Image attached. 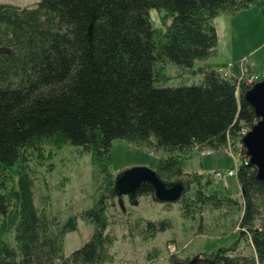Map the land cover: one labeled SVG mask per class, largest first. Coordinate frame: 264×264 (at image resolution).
<instances>
[{"label": "trees", "instance_id": "16d2710c", "mask_svg": "<svg viewBox=\"0 0 264 264\" xmlns=\"http://www.w3.org/2000/svg\"><path fill=\"white\" fill-rule=\"evenodd\" d=\"M254 5L264 15V0H39L25 7L0 2V237L10 232L14 241H0V264L111 262L115 239L100 229L65 255L69 223L37 208L33 176L43 144L55 140L93 156L97 174L115 185L110 152L117 139L160 153L150 167L165 183L189 177L179 201L184 217H200L198 233L206 231L208 210L221 215L224 207L225 214L237 212L234 224L245 228L239 233L250 255L223 247L194 258L171 255L169 264H264V181L245 164L243 146L236 151L245 165L213 175L187 174L181 157L193 149L217 152L241 144L258 121L244 97L254 83L195 66L216 53L213 18ZM150 9L164 11L163 28L151 25ZM169 64L200 82L167 86ZM246 72L253 76L250 68ZM233 168L240 200L220 196L216 187L227 177L216 173ZM136 196L157 201L148 183ZM90 212L87 218L95 216L99 226L105 213ZM145 227L162 231L168 223L148 220Z\"/></svg>", "mask_w": 264, "mask_h": 264}, {"label": "rangeland", "instance_id": "374dc122", "mask_svg": "<svg viewBox=\"0 0 264 264\" xmlns=\"http://www.w3.org/2000/svg\"><path fill=\"white\" fill-rule=\"evenodd\" d=\"M38 1L0 0L2 3L24 7L32 6ZM163 13L164 11L157 9L149 10L151 25L154 28H163ZM212 23L218 35L217 52L204 63L220 65L222 68L219 71L226 74L242 71L239 78L243 77L248 82L261 81L264 78L262 10L254 5L233 16L220 12L213 18ZM249 65L253 71V79L246 72ZM195 66L197 68L200 63ZM167 74L171 76L167 86L200 82L198 77L189 71H182L175 64L168 65ZM240 145L230 144L217 152L193 149L191 152L182 153L183 170L189 175L193 172H207L213 175L217 170H225L235 165L239 168L238 162H241L242 166L245 165L241 151L239 154L236 151L240 149ZM43 146V156L37 155L39 158L34 160L35 204L38 209H45L50 215H59L62 224L69 223V232L64 238L66 256L87 243L95 229L105 230L115 239L109 249L112 259L108 264H169L171 255L194 258L223 247H236L238 252L247 255L252 253L250 246L239 233L245 228L237 225L238 223L234 224L239 219L237 212L225 214L224 207L220 215L209 209L204 221L206 231L198 233L200 217L195 216V220L184 217L180 201L163 203L149 196H136L133 200L128 196H117L114 183H106L103 181L104 177L97 174L98 163L93 156L55 140L46 141ZM157 155L143 147L117 139L112 144L110 166L117 176L133 167H150L152 162L159 160L160 153ZM226 176L216 182L219 195L226 194L240 200L238 180L231 175ZM188 178H180L186 189L190 188ZM97 210L98 213L101 210L105 213L99 226L92 221L95 216L92 219L87 218L90 211ZM148 220H166L168 227L162 231H148L145 227ZM1 240L14 243L10 232L2 234Z\"/></svg>", "mask_w": 264, "mask_h": 264}, {"label": "water", "instance_id": "95a60500", "mask_svg": "<svg viewBox=\"0 0 264 264\" xmlns=\"http://www.w3.org/2000/svg\"><path fill=\"white\" fill-rule=\"evenodd\" d=\"M244 97L253 107L258 121L244 134L241 145L249 158V164L256 168L257 178L264 181V78L254 83ZM143 183L150 184L154 198L163 203L179 201L186 191L182 182L167 184L153 169L145 166L133 167L118 174L114 191L117 196H128L132 200Z\"/></svg>", "mask_w": 264, "mask_h": 264}, {"label": "crops", "instance_id": "0c3cea01", "mask_svg": "<svg viewBox=\"0 0 264 264\" xmlns=\"http://www.w3.org/2000/svg\"><path fill=\"white\" fill-rule=\"evenodd\" d=\"M228 14V13H227ZM236 15V14H235ZM233 16V15H232ZM217 52V51H216ZM216 55V54H215ZM214 56V55H213ZM211 58V57H210ZM209 59V58H208ZM205 61H207V60H205ZM198 63H200V65L202 66H205V67H211V68H215V69H217V70H219L220 68H222L220 65H206L205 63H204V61H201V62H198ZM249 68H250V65H249ZM251 69V68H250ZM236 71V70H235ZM252 71V70H251ZM253 72V71H252ZM241 74H242V71H240V73H238V71H236V72H229V75L230 76H232V77H238V76H241Z\"/></svg>", "mask_w": 264, "mask_h": 264}, {"label": "built area", "instance_id": "2783aa9c", "mask_svg": "<svg viewBox=\"0 0 264 264\" xmlns=\"http://www.w3.org/2000/svg\"><path fill=\"white\" fill-rule=\"evenodd\" d=\"M226 74V73H225ZM227 75V74H226ZM252 79H253V76H252ZM250 83H255V81L254 80H252V81H249ZM211 153V152H210ZM249 161V160H248ZM247 163H249V162H245V164H247ZM236 171H237V168H233V169H231V170H229L228 172H217L216 173V177L217 178H221V177H223L224 175H231V176H233L235 173H236Z\"/></svg>", "mask_w": 264, "mask_h": 264}]
</instances>
